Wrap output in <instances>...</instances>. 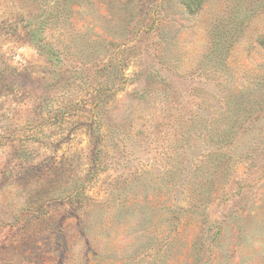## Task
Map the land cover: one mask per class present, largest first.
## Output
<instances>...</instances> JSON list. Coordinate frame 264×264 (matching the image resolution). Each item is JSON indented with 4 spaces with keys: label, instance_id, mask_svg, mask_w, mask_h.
Listing matches in <instances>:
<instances>
[{
    "label": "rangeland",
    "instance_id": "obj_1",
    "mask_svg": "<svg viewBox=\"0 0 264 264\" xmlns=\"http://www.w3.org/2000/svg\"><path fill=\"white\" fill-rule=\"evenodd\" d=\"M0 264H264V0H0Z\"/></svg>",
    "mask_w": 264,
    "mask_h": 264
},
{
    "label": "trees",
    "instance_id": "obj_2",
    "mask_svg": "<svg viewBox=\"0 0 264 264\" xmlns=\"http://www.w3.org/2000/svg\"><path fill=\"white\" fill-rule=\"evenodd\" d=\"M189 13H196L202 6L204 0H183Z\"/></svg>",
    "mask_w": 264,
    "mask_h": 264
}]
</instances>
